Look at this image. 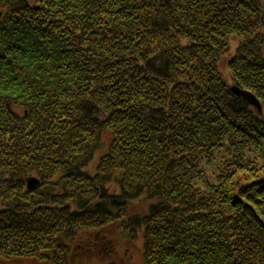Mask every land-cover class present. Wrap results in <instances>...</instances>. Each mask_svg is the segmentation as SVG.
<instances>
[{
  "label": "trees",
  "instance_id": "1",
  "mask_svg": "<svg viewBox=\"0 0 264 264\" xmlns=\"http://www.w3.org/2000/svg\"><path fill=\"white\" fill-rule=\"evenodd\" d=\"M263 2L0 0V264H264Z\"/></svg>",
  "mask_w": 264,
  "mask_h": 264
},
{
  "label": "rangeland",
  "instance_id": "2",
  "mask_svg": "<svg viewBox=\"0 0 264 264\" xmlns=\"http://www.w3.org/2000/svg\"><path fill=\"white\" fill-rule=\"evenodd\" d=\"M264 4V2H263ZM233 52V51H232ZM226 61V59H223ZM224 61L220 64V69L225 74V67ZM226 75V74H225ZM96 163V162H95ZM210 168H214V165H209ZM216 166H218L216 164ZM202 167H208V166H202ZM217 172L218 168L216 167ZM217 172L214 173L213 169H209L206 173H204V176L197 180V184H207V183H213L211 180L213 179V176L217 174ZM203 186V185H202ZM27 187V186H26ZM140 210V208H137ZM105 233L108 234L106 239H108L110 250L102 249L100 251H95V249H90L89 251H84L81 254H71L73 255L74 260L73 264H109L112 261L117 262L119 264H145L142 256V250H143V239H142V232L141 230L138 233V235L132 239L129 240L126 237L121 235L118 231H115L114 226H112L110 229H104ZM100 234H102L100 232ZM91 237V236H90ZM120 237V239H118ZM118 239V241H116ZM73 242H76V239L74 238ZM103 250V251H102ZM23 264H29L28 262H25ZM42 264V263H37ZM46 264V263H43Z\"/></svg>",
  "mask_w": 264,
  "mask_h": 264
},
{
  "label": "bare ground",
  "instance_id": "3",
  "mask_svg": "<svg viewBox=\"0 0 264 264\" xmlns=\"http://www.w3.org/2000/svg\"><path fill=\"white\" fill-rule=\"evenodd\" d=\"M235 42H231L230 44H229V49H230V51L235 47ZM222 71V70H221ZM225 74H226V76H227V74L229 75V72L225 69ZM223 72V71H222ZM224 73V72H223ZM224 74V75H225ZM232 88H235V89H237V90H239V91H242V92H245L247 95H251V96H253L256 100H257V102H258V104H259V107H260V111L257 109V107L256 106H254V105H252L244 96H242V95H239V94H237L236 92H234V90L232 91ZM230 89H231V91H232V93H234L235 95H237V96H240V97H242L246 102H247V104H249L250 106H252L253 107V109L257 112V114H260V116H262L263 114H264V106L262 105V103L260 102V100L258 99V97L253 93V92H251L250 90H248V89H245V88H242V87H240V86H238L237 84H233V83H231L230 84ZM103 151H105L104 149H98L97 151H96V153L94 154V157L92 158L93 160H92V164L93 163H95L96 161H97V157L100 155V153H102ZM30 179H34V180H36L37 182L39 181L37 178H34V176H31V178H27V182H28V180H30ZM37 184H39V182L37 183ZM26 186H28V183L26 184ZM101 233L102 234H98V233H96L94 230L92 231V232H87V231H84V232H81L80 233V235L78 236V238H77V243H78V246H77V248H76V250H81V251H89L91 248L92 249H95V247L96 246H98L97 247V249L99 248V251H100V249L101 248H104V249H106V250H110V246H108L109 245V242H108V239H106V237L108 236V234H104L105 233V231L103 230V231H101ZM94 237V239H91V237ZM120 237H121V235H120ZM120 237H118V239H120ZM118 239H116V241H118ZM100 242H99V241ZM97 241L99 242V243H97ZM97 249H95L94 250V252L95 251H98ZM103 251V250H102ZM111 260V262H112V259H110ZM73 262H74V260L73 261H71V263L70 264H73ZM75 263V262H74ZM23 264V263H22ZM29 264H32V263H30L29 262Z\"/></svg>",
  "mask_w": 264,
  "mask_h": 264
},
{
  "label": "water",
  "instance_id": "4",
  "mask_svg": "<svg viewBox=\"0 0 264 264\" xmlns=\"http://www.w3.org/2000/svg\"><path fill=\"white\" fill-rule=\"evenodd\" d=\"M233 90L237 94L244 96L252 105L256 106L257 109L260 111L259 104H258L257 100L253 96L247 95L245 92L239 91V90H237L235 88H232V91ZM27 183H28V186H27L28 189H34L38 182L36 180H34V179H30V180H28Z\"/></svg>",
  "mask_w": 264,
  "mask_h": 264
}]
</instances>
